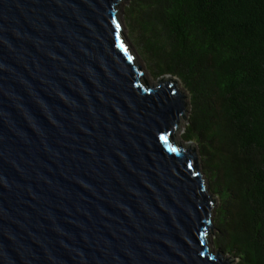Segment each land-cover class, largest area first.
<instances>
[{
	"label": "water",
	"instance_id": "obj_1",
	"mask_svg": "<svg viewBox=\"0 0 264 264\" xmlns=\"http://www.w3.org/2000/svg\"><path fill=\"white\" fill-rule=\"evenodd\" d=\"M124 2L0 0V264H232L188 95L144 79Z\"/></svg>",
	"mask_w": 264,
	"mask_h": 264
},
{
	"label": "trees",
	"instance_id": "obj_2",
	"mask_svg": "<svg viewBox=\"0 0 264 264\" xmlns=\"http://www.w3.org/2000/svg\"><path fill=\"white\" fill-rule=\"evenodd\" d=\"M127 4L146 70L178 79L190 96L182 139L219 199L214 248L233 264H264V0Z\"/></svg>",
	"mask_w": 264,
	"mask_h": 264
},
{
	"label": "rangeland",
	"instance_id": "obj_3",
	"mask_svg": "<svg viewBox=\"0 0 264 264\" xmlns=\"http://www.w3.org/2000/svg\"><path fill=\"white\" fill-rule=\"evenodd\" d=\"M128 1L129 0H125V2H124V4H123V7H122V9H123V12H124V10H125V8L127 7V3H128ZM122 17H123V22H124V25H125V29H124V40H125V44H126V47H127V51L133 56V58H134V62H135V64H138V65H140L141 67H143V68H145V65H144V62L142 61V59L138 56V54H137V52H136V50H135V47H134V45H133V43H132V41H131V38H130V31L128 30V28H127V26H126V24H125V19H124V13H123V15H122ZM168 77V76H167ZM144 79L148 82V83H157V80H154L152 77H151V75L149 74V72L146 70V68L144 69ZM178 83H179V88H180V90H183L187 95H188V104H189V108H190V102H189V99H190V96H189V94H188V92L183 88V86H182V84L180 83V81L178 80ZM189 113H190V110H189ZM186 118H188V116L186 117ZM187 123L183 120L182 121V131H181V133L178 135V139H179V141L182 143V144H184V145H192V146H194L195 147V145L193 144V143H190V142H184L183 141V139H182V136H183V133H184V131H185V125H186ZM199 155V154H198ZM198 167L201 169V172H203V170H202V165H201V161H199L198 162ZM204 178H205V180L207 181V183H208V180L206 179V177L204 176ZM209 193H210V195H211V197H212V199L214 200V202H215V208L218 206V204H219V199H218V197L216 196V195H214L212 192H211V190L209 189ZM214 217H215V214L213 215V221H214ZM210 237H211V241L213 242V239L216 237V230H215V228H214V230H213V232L211 233V235H210ZM216 250H218V249H216ZM220 250V249H219ZM221 251V250H220ZM223 257H224V259H231L232 260V264L233 263H235V260L231 257V256H229V255H223Z\"/></svg>",
	"mask_w": 264,
	"mask_h": 264
},
{
	"label": "bare ground",
	"instance_id": "obj_4",
	"mask_svg": "<svg viewBox=\"0 0 264 264\" xmlns=\"http://www.w3.org/2000/svg\"><path fill=\"white\" fill-rule=\"evenodd\" d=\"M178 85H179V83H178ZM181 126H183V125H182V121H181Z\"/></svg>",
	"mask_w": 264,
	"mask_h": 264
}]
</instances>
